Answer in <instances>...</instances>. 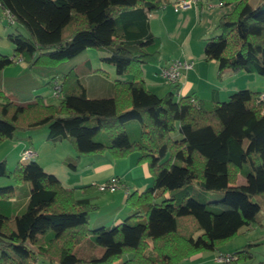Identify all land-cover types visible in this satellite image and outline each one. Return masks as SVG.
I'll return each mask as SVG.
<instances>
[{"label": "trees", "instance_id": "1", "mask_svg": "<svg viewBox=\"0 0 264 264\" xmlns=\"http://www.w3.org/2000/svg\"><path fill=\"white\" fill-rule=\"evenodd\" d=\"M219 2L231 7L218 16V33L204 38V60L217 62L219 77L225 69L264 77V0ZM166 3L0 0L12 16L9 23L28 32L7 34L14 51L0 53V70L16 60L27 66L42 59L55 63L95 48L104 51L100 59L116 74H131L129 80L113 79L111 95L88 97L81 75L92 67L85 60L52 77L60 80L55 103L41 95L16 101L0 87V143L16 129L46 125L47 139H65L73 147L72 168L83 154L138 151L152 177L150 186L127 192V216L90 227L97 205L89 196L76 197L77 187L63 185L33 159H19L11 170L1 159L0 176L14 184L0 187V264H181L196 251L218 250L233 236L262 226L257 216L264 205L262 92L239 88L219 100L179 94L178 82L163 94L149 89L141 65L164 64L161 39L150 30L148 16ZM237 174L244 183L235 184ZM23 183L28 189L21 192L22 203L16 190ZM88 187L93 186L80 188ZM207 190L222 195L206 200L199 192ZM13 197L18 203L12 204ZM80 242L90 253L78 250ZM250 245L230 252L232 260L251 258ZM92 246L101 250L96 254Z\"/></svg>", "mask_w": 264, "mask_h": 264}, {"label": "rangeland", "instance_id": "2", "mask_svg": "<svg viewBox=\"0 0 264 264\" xmlns=\"http://www.w3.org/2000/svg\"><path fill=\"white\" fill-rule=\"evenodd\" d=\"M219 0H212V7H208L206 4L203 3L202 5V11H203V17L202 20H198V18L194 15H184L180 17H171L170 19L161 20L158 18V14L160 12H163V10H153L149 13V15L152 14V20L155 24L156 34L160 36V38L164 42V50L162 53V58L169 57L171 55H176V58L182 55L183 51H186L190 53V58L188 60L193 61L196 63L197 58H199L202 63V71L205 73V68L208 69V73L212 74V78H215L217 76L216 69L213 71V69H209V67L206 66L204 58H203V46H204V38L210 37L216 33H218V30L214 28V25L216 24V19L214 17V13L220 11L222 8L217 5ZM261 0H249L250 4L255 5ZM167 7H175L176 9H180L176 6L175 2H169L167 4ZM215 20V21H214ZM21 32L24 35H27L28 32L25 29V27L18 23H9L7 18L4 16L3 10L0 6V53L12 55L14 51V45L12 42L8 39L7 34L10 32ZM86 56H90L92 61L94 63H99L100 58L99 55H97V49L95 48H88L86 50H83L79 55L61 60L55 63L47 62L45 59H42L38 63H36L33 66H27L25 70L24 68H20L23 63L20 62V60H16L14 63L4 67L6 68V84L4 86L5 90L8 92H5L2 88V90L12 98H14L16 101L21 102H27L32 99L36 95H41L43 98H47L48 101L56 102L57 98L53 96V84H52V76H60L61 72H66V70L69 69L71 64L80 62L82 60H85ZM45 60V61H44ZM68 65V66H67ZM145 69L146 67H155L156 64L153 63H144L143 64ZM184 71V70H182ZM2 73V72H0ZM259 75V74H257ZM121 78H124L126 80L131 79L130 73H123L120 75ZM263 77V76H258ZM264 86H262L263 88ZM248 88V87H245ZM250 89H253L251 87ZM35 90V91H33ZM255 90V89H253ZM34 93H32V92ZM44 91V92H43ZM31 93V94H29ZM47 93V94H46ZM164 91H159L157 94H163ZM49 94V95H48ZM209 98V97H208ZM227 99V97H224ZM23 99V100H22ZM42 127H37L33 129L28 130H22V129H16L14 131L13 138L4 140L0 143V160L5 159L6 165L8 169H13L17 161L20 159V154L23 150V148H30L33 150H39L41 153V159L45 160L48 159V162H45V166H48L46 168H51L57 170V172L66 173V175L69 177V175H72V177H81L80 172H74V169L69 165V162H72L73 157L70 159H65L66 150H70L73 147L70 145V143L66 140V144L63 146H59L58 144H53V142L47 139V127L46 125ZM42 128V129H41ZM33 131L31 135L30 132ZM59 141V140H58ZM25 144L22 146V144ZM61 147V149H59ZM65 149V150H64ZM75 155V153H74ZM59 156V157H58ZM82 156V155H81ZM37 155L35 156L34 160L38 161ZM63 159H65V162L63 163ZM80 157L77 159L76 165L78 163L80 164ZM47 164V165H46ZM42 166V167H45ZM242 175L237 174L236 176V183L242 181ZM78 181L75 179V182ZM14 184V181L12 178L0 176V187ZM23 188L20 186L18 190H16V198L19 202H22L23 199ZM109 192V191H108ZM105 192V193H108ZM102 193V192H98ZM204 195V199L210 200V199H217L222 195V192L220 190H207V192H199ZM255 198H258V195L254 196ZM101 212L107 213L109 212L108 208L106 206L100 207ZM93 211H96L95 209ZM128 215V214H127ZM125 215V216H127ZM258 218L261 220L262 226H258L254 228V231L252 232H244L246 233H240L229 240L225 241L219 246L218 251H196L195 253H201L198 258L194 260H187L185 264H219L216 263L213 258L218 253H230L232 250L236 249L237 247L243 246L244 244L250 242L252 245L249 246L250 251L252 252L251 258H241L238 260H230L228 262H224L221 264H264V205L261 204L258 214ZM93 223L90 221L89 226ZM110 225V221L108 223H104ZM101 226V225H95ZM258 237V239H256ZM83 243H88L87 240H85ZM83 243L80 242V245L78 247V250H87L88 252H84L85 254L90 253V248L83 245ZM98 247V248H97ZM230 250V251H222V250ZM92 250L97 254L98 251L101 250L99 246H92ZM80 253H83L79 251ZM93 252V253H94ZM92 253V252H91ZM190 256V255H189ZM188 256V257H189ZM116 264V262H114ZM182 264V261H181Z\"/></svg>", "mask_w": 264, "mask_h": 264}, {"label": "crops", "instance_id": "3", "mask_svg": "<svg viewBox=\"0 0 264 264\" xmlns=\"http://www.w3.org/2000/svg\"><path fill=\"white\" fill-rule=\"evenodd\" d=\"M176 1L177 0H168V3L169 2L173 3ZM211 1L212 0H199L198 4L186 9H176L175 7H167L168 3H166L162 8L159 9V10H163V12L157 13L158 14L157 16L161 20L165 21V19H170L174 15H175L174 17H180L190 14L196 16L198 20H202L203 17L202 5L203 3L204 4L212 3ZM230 7L231 6H223L221 7L222 9L220 11L215 12L214 17L216 21L218 19V16L224 11L228 10ZM152 18H153L152 14L148 16L150 30L155 35L159 36L155 32L156 31L155 24L153 23ZM163 50H164V42L161 39V46H160L161 58H162ZM103 54L104 51L97 50V55H99V58L100 55ZM190 57H191L190 53L183 51L182 55L179 56L178 58L188 60ZM173 59H176V55H171L166 58L164 57L163 59H161L162 61L161 64H166ZM85 60H89L92 67L91 70L84 72L81 75V81L85 86V91L87 96L101 97V96L111 95L112 81L114 78L120 77V75L115 73L114 67L112 65L103 62L101 59L100 62L97 64L94 63V61H92L90 56H86ZM85 60L77 62V64L73 63L71 64V66L77 65L80 67ZM20 62L23 63L20 68H24L23 70H25L27 64L23 61ZM200 63H202V61L199 58H197L196 63L193 62V65L190 69L184 70L182 72V76L178 81L179 94L182 95L193 94L200 98L208 99L209 97V98H216L222 100L225 99L224 97H227L232 91L239 88L253 87V89L255 90H259L261 92L264 91V87L262 88V86H264V77H258L261 75H257L256 73H249L245 71L233 72L229 69H225L221 73L220 77L216 76L215 78H212L213 72L212 74H209L208 69L205 68V73H204L201 69L202 66ZM143 64L141 65L142 78L144 79L149 89H151L155 93H159V91L165 92L171 89V85L166 83L158 75L157 73L158 65L155 67H146L147 69H145V67H143L144 66ZM206 66L209 67V69H213L214 71L217 67V62L215 60H209L208 63H206ZM5 70L6 68L0 70V72H2L0 73V87L5 92H7L5 90L6 86H4L6 84ZM53 96H55V98H58L56 97V95H54V93ZM44 100L47 103H55L52 101H48V99L45 97ZM42 128L44 127L42 126ZM32 132L33 131H31L29 135L32 136L31 134ZM65 142L66 140L62 139L53 142V144H58L59 146H63L64 144H66ZM24 145L25 144H22V146ZM59 149H61V147H59ZM33 151H34V155L31 159L34 160L35 156L37 155L38 157L37 162L41 164V166H45L44 163L48 162V159L40 160L41 153L39 152V150L38 151L33 150ZM65 153H66L65 159H70L74 156L75 151L72 148L70 150H66ZM138 157H139L138 151L129 152L124 156H117L113 151L107 149L96 151L90 154H83L82 156H80V161H79L80 164L78 163V165L73 167L74 172L76 171L80 172L81 177H72V175H69L68 177L65 172L61 174L60 172H57V170L51 168V166L49 168H46L48 166H45L43 168L49 172L54 173L60 179L63 185L69 187H77L75 190L76 197L89 196L92 199V202H94L97 205V208L95 209L96 211H91L89 215V222L91 221L93 223L92 225H94L91 227H95V225H107L104 223H108L109 221L112 224L120 220L121 218L125 217V215H127L130 211L129 206L125 203V197L127 195V192H131L133 190L141 191L151 185L152 177L149 172L147 162L138 160ZM65 159H63L62 161L63 163L65 162ZM111 176H117L124 186L109 192L99 191L93 185H92L93 187H88L85 191L82 188H80L85 185L89 186L92 183H96V184L100 183L102 181L107 180ZM75 179H77L78 181L75 182ZM244 182H245V178L242 177V181L237 182V184H242ZM19 186L20 185L17 186V190L20 188ZM22 188L23 191H26V189H28V184L23 183ZM98 192H102V193H98ZM11 201L12 204L18 203L15 197L11 198ZM23 202L24 201H22V203ZM101 206L102 207L106 206L109 212L107 213L101 212L100 211ZM252 231H254V229L248 232H252ZM246 233L243 234L246 235ZM256 239H258V237ZM82 251L88 252L87 250L84 249ZM222 251H230V250L227 249ZM200 254L201 253H193L189 257L184 258L182 260V264H185L187 260H194L198 258Z\"/></svg>", "mask_w": 264, "mask_h": 264}, {"label": "built area", "instance_id": "4", "mask_svg": "<svg viewBox=\"0 0 264 264\" xmlns=\"http://www.w3.org/2000/svg\"><path fill=\"white\" fill-rule=\"evenodd\" d=\"M199 0H177L175 2L176 6L180 9L190 8L198 4ZM221 3L219 2L218 5ZM212 3H208V7H212ZM164 6V5H163ZM4 16L7 18L8 22H12V16L7 12L3 11ZM193 65V61L187 59H173L170 62L162 65L158 69V74L166 83H176L182 76V70L190 69ZM53 84V93L58 96L60 93V80L54 79L52 81ZM259 98L264 101V91L260 93ZM34 151L30 148H24L20 154V160L26 161L33 157ZM91 185L95 186L99 191H114L123 187L124 185L121 183L117 176H111L107 180L102 181L100 183H92ZM234 256L230 253H218L215 255L213 260L216 263H224L232 260Z\"/></svg>", "mask_w": 264, "mask_h": 264}, {"label": "bare ground", "instance_id": "5", "mask_svg": "<svg viewBox=\"0 0 264 264\" xmlns=\"http://www.w3.org/2000/svg\"><path fill=\"white\" fill-rule=\"evenodd\" d=\"M207 4H208V3H207ZM207 4H206V5H207Z\"/></svg>", "mask_w": 264, "mask_h": 264}]
</instances>
